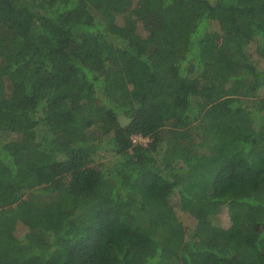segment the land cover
<instances>
[{
  "label": "trees",
  "instance_id": "1",
  "mask_svg": "<svg viewBox=\"0 0 264 264\" xmlns=\"http://www.w3.org/2000/svg\"><path fill=\"white\" fill-rule=\"evenodd\" d=\"M0 264H264V0H0Z\"/></svg>",
  "mask_w": 264,
  "mask_h": 264
},
{
  "label": "rangeland",
  "instance_id": "2",
  "mask_svg": "<svg viewBox=\"0 0 264 264\" xmlns=\"http://www.w3.org/2000/svg\"><path fill=\"white\" fill-rule=\"evenodd\" d=\"M145 141V140H143ZM103 158H100V160H102ZM105 159H109V158H104ZM175 199L173 198L172 199V202H174ZM179 217L181 218L182 222L187 225L190 223V219L186 216V215H183V214H179ZM217 219L219 220V222L223 225V226H228L229 223H230V220H229V216L226 212V210H223V212H221ZM18 236L22 235L24 233V229L22 227H18V229L16 230Z\"/></svg>",
  "mask_w": 264,
  "mask_h": 264
},
{
  "label": "built area",
  "instance_id": "3",
  "mask_svg": "<svg viewBox=\"0 0 264 264\" xmlns=\"http://www.w3.org/2000/svg\"><path fill=\"white\" fill-rule=\"evenodd\" d=\"M131 139H132V142L133 143H136V142H138V141H141L142 140V137L140 136V135H133L132 137H131ZM143 140H147V139H143Z\"/></svg>",
  "mask_w": 264,
  "mask_h": 264
}]
</instances>
